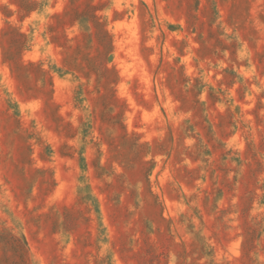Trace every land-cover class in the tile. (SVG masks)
Returning <instances> with one entry per match:
<instances>
[{
	"label": "rangeland",
	"instance_id": "1",
	"mask_svg": "<svg viewBox=\"0 0 264 264\" xmlns=\"http://www.w3.org/2000/svg\"><path fill=\"white\" fill-rule=\"evenodd\" d=\"M0 264H264V0H0Z\"/></svg>",
	"mask_w": 264,
	"mask_h": 264
}]
</instances>
